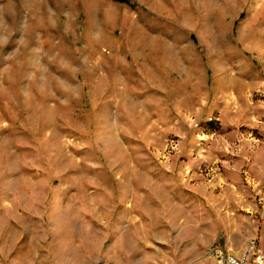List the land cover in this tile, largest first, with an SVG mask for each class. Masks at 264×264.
Wrapping results in <instances>:
<instances>
[{
    "label": "rangeland",
    "instance_id": "obj_1",
    "mask_svg": "<svg viewBox=\"0 0 264 264\" xmlns=\"http://www.w3.org/2000/svg\"><path fill=\"white\" fill-rule=\"evenodd\" d=\"M264 264V0H0V264Z\"/></svg>",
    "mask_w": 264,
    "mask_h": 264
},
{
    "label": "built area",
    "instance_id": "obj_2",
    "mask_svg": "<svg viewBox=\"0 0 264 264\" xmlns=\"http://www.w3.org/2000/svg\"><path fill=\"white\" fill-rule=\"evenodd\" d=\"M212 264H249L250 252L238 258L222 248H215L211 252Z\"/></svg>",
    "mask_w": 264,
    "mask_h": 264
}]
</instances>
